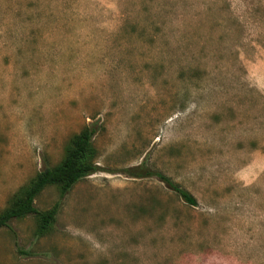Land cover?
Here are the masks:
<instances>
[{
    "label": "rangeland",
    "instance_id": "rangeland-1",
    "mask_svg": "<svg viewBox=\"0 0 264 264\" xmlns=\"http://www.w3.org/2000/svg\"><path fill=\"white\" fill-rule=\"evenodd\" d=\"M88 123L100 170L0 264H264V0H0V211Z\"/></svg>",
    "mask_w": 264,
    "mask_h": 264
},
{
    "label": "trees",
    "instance_id": "trees-1",
    "mask_svg": "<svg viewBox=\"0 0 264 264\" xmlns=\"http://www.w3.org/2000/svg\"><path fill=\"white\" fill-rule=\"evenodd\" d=\"M99 128L88 123L74 133L65 148L63 159L54 166H47L39 171L31 181L22 186L13 196L10 205L0 211V228L10 226L14 218H22L29 214L37 215L40 219V230L45 232L51 224L55 211L45 212L35 205L37 195L48 185H60L63 194L70 191L84 177L100 170L97 163L98 148L95 135ZM133 177L157 176L173 188L188 204L198 203L196 196L162 171L139 166L127 169Z\"/></svg>",
    "mask_w": 264,
    "mask_h": 264
}]
</instances>
